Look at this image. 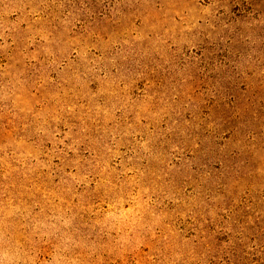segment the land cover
Returning a JSON list of instances; mask_svg holds the SVG:
<instances>
[{"label":"rangeland","instance_id":"1","mask_svg":"<svg viewBox=\"0 0 264 264\" xmlns=\"http://www.w3.org/2000/svg\"><path fill=\"white\" fill-rule=\"evenodd\" d=\"M0 264H264V0H0Z\"/></svg>","mask_w":264,"mask_h":264}]
</instances>
